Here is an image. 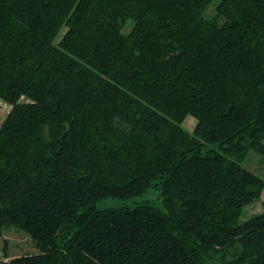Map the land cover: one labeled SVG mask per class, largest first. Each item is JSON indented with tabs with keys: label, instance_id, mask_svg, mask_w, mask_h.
I'll return each instance as SVG.
<instances>
[{
	"label": "trees",
	"instance_id": "1",
	"mask_svg": "<svg viewBox=\"0 0 264 264\" xmlns=\"http://www.w3.org/2000/svg\"><path fill=\"white\" fill-rule=\"evenodd\" d=\"M213 1L0 0V236L37 250L0 264H264V180L227 156L264 148V0Z\"/></svg>",
	"mask_w": 264,
	"mask_h": 264
},
{
	"label": "rangeland",
	"instance_id": "2",
	"mask_svg": "<svg viewBox=\"0 0 264 264\" xmlns=\"http://www.w3.org/2000/svg\"><path fill=\"white\" fill-rule=\"evenodd\" d=\"M203 14L207 19L221 21L216 11V0L209 3L203 10ZM133 21L127 19L122 23L121 31L127 33L131 30ZM63 29L57 34L55 40L57 41ZM21 101H25L26 98L22 97ZM11 105L2 97H0V125L9 112ZM196 123L195 118L192 115H186L182 120V126L188 132L193 134V128ZM264 143V140H263ZM229 159L238 162L241 166L257 174L264 180V148L261 151H256L249 146H245L242 151H232L227 153ZM145 201H157L155 193L148 192L141 196L133 197L127 200L114 199L112 197H106L96 203L99 208H114V207H133L135 204H139ZM264 189H262L259 197L253 202L247 204L241 211L239 221L247 219L249 216L264 211ZM37 250L33 246L29 234L23 230L11 225L4 226L0 236V262L7 261L10 258L19 256L25 253H35ZM218 253L213 255L214 259L206 260V264H222L221 257L224 255V260H230L232 251H226L225 254L220 255Z\"/></svg>",
	"mask_w": 264,
	"mask_h": 264
}]
</instances>
